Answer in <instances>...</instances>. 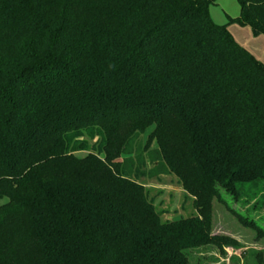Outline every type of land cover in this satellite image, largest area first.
Masks as SVG:
<instances>
[{
  "label": "trees",
  "instance_id": "1",
  "mask_svg": "<svg viewBox=\"0 0 264 264\" xmlns=\"http://www.w3.org/2000/svg\"><path fill=\"white\" fill-rule=\"evenodd\" d=\"M237 1L0 0V264H194L236 243L215 199L264 238V62L228 28L264 36V0ZM144 153L196 215L162 219Z\"/></svg>",
  "mask_w": 264,
  "mask_h": 264
},
{
  "label": "rangeland",
  "instance_id": "2",
  "mask_svg": "<svg viewBox=\"0 0 264 264\" xmlns=\"http://www.w3.org/2000/svg\"><path fill=\"white\" fill-rule=\"evenodd\" d=\"M209 12L216 24L224 25L230 21V18L240 15L241 7L237 0H216L210 6ZM228 28L236 41L244 47L251 48L250 44L254 42L253 39L259 37L254 36L250 26L231 23ZM245 30L249 31V35L246 34ZM262 54L264 55V52ZM150 130L151 128L147 133ZM147 133L140 136V141L147 139ZM151 147L157 148V142L153 141ZM139 150L141 151V149ZM143 156L146 160L141 168L145 174H141L139 180L147 186L149 197L155 200L158 210L162 212V219L170 221L173 218L181 217V215L186 217L196 215L193 198L183 190L178 179L165 171L156 170L155 158L149 157L148 153H144ZM226 199L230 205L233 204L230 198ZM235 207L248 212L247 206L243 204ZM212 209L213 233L228 236L234 239L236 243L224 244L222 247L207 245L192 249L189 251L191 262L194 264H259L261 259L264 261V238L257 239L256 232L242 225L228 208L217 199L213 201ZM259 223L264 226V221L260 220Z\"/></svg>",
  "mask_w": 264,
  "mask_h": 264
},
{
  "label": "crops",
  "instance_id": "3",
  "mask_svg": "<svg viewBox=\"0 0 264 264\" xmlns=\"http://www.w3.org/2000/svg\"><path fill=\"white\" fill-rule=\"evenodd\" d=\"M245 31H246V34L249 35V31L248 30H245ZM261 37H264V36L261 35L258 38H254V39L252 38L254 42L250 44L251 48H249L248 46L246 48L249 49L258 59L264 62V55L262 54V52H264V38H261Z\"/></svg>",
  "mask_w": 264,
  "mask_h": 264
}]
</instances>
